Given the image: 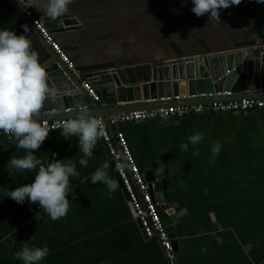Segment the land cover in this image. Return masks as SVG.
<instances>
[{
  "label": "crops",
  "instance_id": "obj_1",
  "mask_svg": "<svg viewBox=\"0 0 264 264\" xmlns=\"http://www.w3.org/2000/svg\"><path fill=\"white\" fill-rule=\"evenodd\" d=\"M26 1L31 7L44 2ZM192 6L191 0H73L66 14L78 23L52 34L77 69L113 62L124 84L147 81L141 72L154 59L264 44V3L241 0L221 9L220 23H208L207 13L197 17ZM29 22L9 0H0V27L19 35L27 24L25 35L43 60L52 49ZM111 70L83 75L101 91L111 83ZM109 101L110 106L117 105L114 97ZM95 102L105 111L112 109L102 108L106 105L101 96ZM48 104L43 109L52 105ZM59 111L57 115L67 116ZM119 128L143 172L150 162H160L166 170L172 186L169 208L179 217L184 234L178 239V264H264V109L204 112ZM59 132L49 133L35 150L42 162L50 161L51 152L57 153L56 159H78L77 138L64 139ZM197 132L203 135L201 142L182 151L180 144ZM214 143L220 144V152L212 161ZM22 155L24 150L15 147L14 139H0V201L3 186L15 189L34 178L35 170L13 171L11 176L5 170L11 156ZM112 161L99 139L88 167L77 164L79 177L70 178L69 211L59 220L48 219L36 203L18 204L10 198L0 202V264H22L14 253L33 235L30 245L49 248L41 264H169L158 241L147 239L135 219ZM103 163L109 164L107 174L118 183L114 192L102 182L90 183L89 173ZM158 210L162 218L168 215L160 205Z\"/></svg>",
  "mask_w": 264,
  "mask_h": 264
},
{
  "label": "clouds",
  "instance_id": "obj_2",
  "mask_svg": "<svg viewBox=\"0 0 264 264\" xmlns=\"http://www.w3.org/2000/svg\"><path fill=\"white\" fill-rule=\"evenodd\" d=\"M73 0H44L43 4L32 5L48 19L55 21L69 11ZM264 3V0H256ZM191 12L197 17L207 13L209 22L220 23V10L239 5L241 0H191ZM23 33L0 27V133L9 134L15 140V147L23 149L24 155L11 156L5 170L11 176L13 171L25 173L35 170L30 183L17 186L15 189L3 186V200L10 198L18 204L36 203L40 210L52 221L65 217L69 211V193L72 191L70 178L79 177L77 164L81 168L88 167L89 159L99 139L105 136V125L99 116L81 108L77 100L76 112L64 120L58 127L64 139L72 137L78 140L79 157L56 159L57 153L51 152L50 161L42 162L35 154L41 144L49 137V127L36 120L38 114L50 94L47 82L46 67L41 62L38 52L32 47L25 35L29 32L27 24L22 25ZM69 95H75L69 92ZM203 139L202 133H194L187 137V142L180 144L182 151H187L189 144L195 146ZM220 152V144L210 146L211 160L214 161ZM77 154L75 156H77ZM193 155H197L193 149ZM74 156V157H75ZM108 163H103L89 173L90 183L102 182L114 192L118 183L107 174ZM126 157H121L116 169L128 168ZM2 200V201H3ZM0 201V202H2ZM34 235L26 240L22 247L14 253V257L22 264H41L49 253L47 245H31Z\"/></svg>",
  "mask_w": 264,
  "mask_h": 264
},
{
  "label": "water",
  "instance_id": "obj_3",
  "mask_svg": "<svg viewBox=\"0 0 264 264\" xmlns=\"http://www.w3.org/2000/svg\"><path fill=\"white\" fill-rule=\"evenodd\" d=\"M9 2L19 13L23 14L21 8L13 0H9ZM43 20L45 26L51 32H58L62 26L78 23L70 14H65L55 21L47 17H44ZM30 26L33 31H36V35L40 36L32 24ZM49 53L50 56L41 60V62L46 67L47 82L50 88V94L44 104L49 105L48 103H50L52 105L46 109L42 107L41 112L43 110L49 112L53 110L64 111L66 109L74 112L78 100L81 108L87 109L90 115H100L108 118L112 114L156 109L172 104L195 105L212 101L264 98V44L262 43L202 54L180 55L170 59H154L147 69L141 72V75L148 78L142 84H124L122 79L115 73L113 69L115 63L113 62L78 67V71L81 72L80 77H78L76 73L68 70L59 61L53 51ZM110 69H112L110 72L111 83L103 87L101 91H97L106 105L102 108H112L105 111L101 109L97 102L92 101L91 97L82 88L81 83L85 80L83 72H91L90 74L100 76L107 74ZM123 78L126 79V76L124 75ZM70 91L74 92L75 95H69ZM225 92H230L231 95H217ZM175 96L183 98L182 101L162 100L163 98ZM110 97L116 99L117 105H109ZM69 113H65L67 114L66 117L75 115L69 116ZM57 116L63 118V115ZM53 117L54 115L50 114L35 118L41 120L43 118L54 119ZM111 164L116 171L113 161ZM144 169V177L149 184L153 199L168 213L163 218V223L172 238L174 249L177 251L178 239L184 234L179 217L176 214H171L169 208L168 193L172 189L171 182L160 162L146 163ZM124 193L128 199L125 191Z\"/></svg>",
  "mask_w": 264,
  "mask_h": 264
},
{
  "label": "built area",
  "instance_id": "obj_4",
  "mask_svg": "<svg viewBox=\"0 0 264 264\" xmlns=\"http://www.w3.org/2000/svg\"><path fill=\"white\" fill-rule=\"evenodd\" d=\"M22 10L24 16L30 21L33 27L43 37L46 44L57 55L59 61L68 69L72 70L78 77L81 73L78 71L75 63L70 59L64 48L54 39L52 32L45 26L44 20L35 15L31 5L26 0H13ZM82 88L94 100L99 101L100 96L92 87L88 80H83ZM217 95H231L230 92L219 93ZM180 96L167 97L162 100H180ZM255 109H264V98H243L234 101H212L209 103H199L195 105L172 104L166 107L156 109L133 110L118 114H113L108 118L99 116L105 125V136L102 138L109 156L113 160L116 169L117 163L121 157L127 158L128 168L116 169L117 176L122 184L124 191L128 196V201L132 206L135 219L141 226V229L147 239H156L160 244L162 251L169 264H178L176 251L174 249L172 238L163 223V218L158 210V203L153 199L149 190V184L144 177V173L137 163L128 143L124 132L119 128L122 124L136 123L141 121H163L174 118H182L190 115H198L204 112H246ZM69 113L70 109L63 111ZM59 110H53L49 114L57 115ZM45 112H39L36 117L44 115ZM65 118L37 120L41 124L49 127V133L60 131L58 127ZM0 139H10L9 134L0 133Z\"/></svg>",
  "mask_w": 264,
  "mask_h": 264
}]
</instances>
